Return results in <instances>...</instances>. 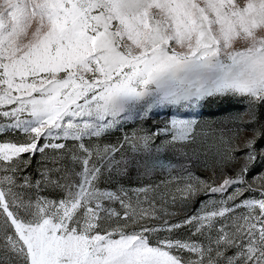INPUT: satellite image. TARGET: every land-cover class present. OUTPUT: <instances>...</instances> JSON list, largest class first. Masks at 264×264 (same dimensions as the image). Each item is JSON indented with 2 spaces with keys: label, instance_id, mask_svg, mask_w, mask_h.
Wrapping results in <instances>:
<instances>
[{
  "label": "snow or ice",
  "instance_id": "snow-or-ice-1",
  "mask_svg": "<svg viewBox=\"0 0 264 264\" xmlns=\"http://www.w3.org/2000/svg\"><path fill=\"white\" fill-rule=\"evenodd\" d=\"M0 264H264V0H0Z\"/></svg>",
  "mask_w": 264,
  "mask_h": 264
},
{
  "label": "rangeland",
  "instance_id": "rangeland-1",
  "mask_svg": "<svg viewBox=\"0 0 264 264\" xmlns=\"http://www.w3.org/2000/svg\"><path fill=\"white\" fill-rule=\"evenodd\" d=\"M114 139V138H113ZM195 207V206H194ZM181 215H183V213H181ZM177 219H179V217H177Z\"/></svg>",
  "mask_w": 264,
  "mask_h": 264
},
{
  "label": "trees",
  "instance_id": "trees-1",
  "mask_svg": "<svg viewBox=\"0 0 264 264\" xmlns=\"http://www.w3.org/2000/svg\"><path fill=\"white\" fill-rule=\"evenodd\" d=\"M71 143V142H70Z\"/></svg>",
  "mask_w": 264,
  "mask_h": 264
}]
</instances>
